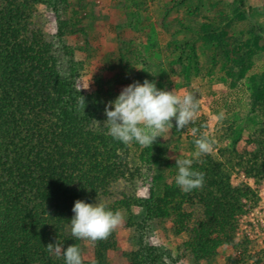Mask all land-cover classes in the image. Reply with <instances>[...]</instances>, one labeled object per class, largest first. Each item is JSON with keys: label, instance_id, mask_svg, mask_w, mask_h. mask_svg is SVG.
<instances>
[{"label": "trees", "instance_id": "trees-1", "mask_svg": "<svg viewBox=\"0 0 264 264\" xmlns=\"http://www.w3.org/2000/svg\"><path fill=\"white\" fill-rule=\"evenodd\" d=\"M245 1L235 5L238 18H244ZM70 4L69 0H0V264H65L62 256L46 250L56 242L65 249L77 245L83 264H107L105 251L115 245L114 240L93 242L94 258L86 260V239L71 235L77 200L103 203L125 216L135 244L130 264H165V258L199 261L216 256L221 246L239 248L243 241L234 237L237 219L253 206L256 195L246 184L232 185L230 169L237 167L257 183L264 180V71L252 76L239 119L222 125L214 140L207 136L221 159L211 152L190 157L192 169L204 173V184L184 193L175 184L178 170L171 181L159 171L166 157L161 137L148 147L114 140L103 124L107 117L100 95L77 86L84 64L65 41L63 28ZM39 5L58 16L62 25L54 33L45 30ZM262 29L253 25L243 39V52L233 50L234 56L229 55L225 30L215 32L201 24L196 33L205 42L215 39L214 47H222L244 72L253 53L264 48ZM234 40L238 43V37ZM183 45L195 55L194 44ZM190 64L179 58L170 61L172 73L182 72L186 78ZM192 65L194 73L202 75L196 60ZM187 87L191 88L189 83ZM80 95L85 97L84 111L78 108ZM245 120L247 142L255 149L238 148ZM202 124L197 120L191 124L198 132L189 137L190 143L205 135ZM172 130L180 133L175 120ZM147 179L149 191L142 196L138 189ZM166 220L176 234L185 236L174 255L149 241ZM240 252H247V246Z\"/></svg>", "mask_w": 264, "mask_h": 264}, {"label": "rangeland", "instance_id": "rangeland-1", "mask_svg": "<svg viewBox=\"0 0 264 264\" xmlns=\"http://www.w3.org/2000/svg\"><path fill=\"white\" fill-rule=\"evenodd\" d=\"M69 1L71 4L63 17L66 21L64 38L75 48L76 58L84 64L77 86L89 93L97 92L105 106L119 95L122 88L134 81L143 83L145 79L154 81L158 89L175 90L180 95L192 93L199 105L194 122L201 121L204 125L202 131L212 140L222 125L238 120L244 112L246 88L253 81L254 74L264 71V48L253 53L255 57L251 65L242 72L238 65H233L232 57L227 56L222 47H214L215 39L205 42L196 32L200 31L201 24H207V28H214L215 32L225 30L223 37L231 47L228 48L229 55L234 56L233 50L243 52L246 40L243 39L249 29L260 25L263 28L260 44H263L264 0H246L245 11L241 10L244 18H238L239 13L235 10L239 0ZM37 8L45 19V30L54 33L61 24L58 16L50 8L40 5ZM236 37L238 43L235 44ZM170 41L176 43L168 47ZM185 41L194 44L195 55L189 45H183ZM177 58L191 63L188 78L176 70L172 73L170 61ZM194 60L198 62L202 75L194 73ZM188 83L191 88L187 87ZM246 124L245 120L246 129L242 132L239 150L256 147L247 142L249 129ZM192 128L190 124L179 134L171 129L161 137L166 145V157L159 171L166 181H171L178 170L176 159L190 158L196 151L195 145L189 141V137H193ZM211 153L221 159L216 149L212 148ZM229 182L232 185L246 184L256 195L253 206L237 219L234 237L243 244L239 248L221 246L217 255L209 259L183 258L177 263L165 258V264H264V180L257 183L235 167L230 169ZM149 184V179L142 182L138 194L147 195ZM122 217V224L112 232L113 236L108 237L115 241V245L105 251L107 264H130L129 252L135 249L125 216ZM184 238V235L176 234L170 220H166L164 225L154 229L149 241L174 255L176 246ZM85 243L88 249L83 258L92 260L94 243L91 240ZM245 245L247 252L241 253L240 249Z\"/></svg>", "mask_w": 264, "mask_h": 264}, {"label": "clouds", "instance_id": "clouds-1", "mask_svg": "<svg viewBox=\"0 0 264 264\" xmlns=\"http://www.w3.org/2000/svg\"><path fill=\"white\" fill-rule=\"evenodd\" d=\"M78 108L85 109V97L80 95ZM198 101L192 93L180 95L175 90L158 89L156 83L145 79L143 83L134 81L122 88L119 95L105 106L107 119L103 124L107 134L114 140L129 145L137 143L142 147L152 146L158 137L170 133L173 120L177 132L194 122L198 111ZM99 123V122H98ZM197 128H192L196 136ZM196 151L193 156L198 158L209 154L213 142L200 135L194 139ZM193 159H176L175 184L184 193L202 188L204 173L192 169ZM74 213L70 220L71 235L76 239L92 242L107 239L122 224L121 213L107 208L103 203H86L77 200L72 208ZM46 250L57 257H63L65 264H83L80 249L77 245H69L66 249L56 242L46 246Z\"/></svg>", "mask_w": 264, "mask_h": 264}]
</instances>
